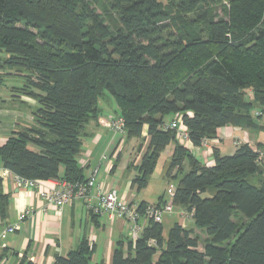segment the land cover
<instances>
[{
  "label": "trees",
  "instance_id": "trees-1",
  "mask_svg": "<svg viewBox=\"0 0 264 264\" xmlns=\"http://www.w3.org/2000/svg\"><path fill=\"white\" fill-rule=\"evenodd\" d=\"M165 1L0 0V86L17 75L23 84L12 96L33 102L25 103L33 123L9 134L0 165L31 180L83 181L82 140L107 92L127 138L142 139L147 127L132 188H146L174 143L164 175L176 181L172 206L207 237L200 251L193 229L174 223L164 238L161 223L148 221L137 238L116 243L110 264H264L263 145L231 155L213 148L206 167L161 129L180 115L194 146L226 126L264 133V0ZM91 256L81 241L53 264H93Z\"/></svg>",
  "mask_w": 264,
  "mask_h": 264
},
{
  "label": "crops",
  "instance_id": "crops-1",
  "mask_svg": "<svg viewBox=\"0 0 264 264\" xmlns=\"http://www.w3.org/2000/svg\"><path fill=\"white\" fill-rule=\"evenodd\" d=\"M6 100L0 103V146L4 144L9 134L18 125L22 126L23 121L24 123L29 122L25 112L10 105ZM98 105L101 112L97 121L86 127V135L82 140V152L78 157L85 178L97 167L98 172L103 168L109 174L114 175L116 169L119 168L121 157L122 139L103 127L99 122L101 119L117 116V113L112 114L104 110L103 104V106L100 103ZM172 120L173 118L169 121L165 120V123L169 124ZM258 124H262V121H258ZM146 132L147 127L144 126L142 139L148 143L149 139ZM263 134L262 131H250L226 126L218 130L215 138L204 140L200 146H194L191 142L180 144L198 162L206 167H212L214 165L213 148H216L221 155L233 154L236 147L241 144H248L256 150L257 144H262L264 147ZM174 148V143L169 144L160 155L157 164L165 152H167L166 159L170 161ZM103 155L107 156L106 160H102ZM112 156H115L114 159ZM140 160H136L131 168L137 171ZM126 168H128L127 164L124 166V170ZM166 170L160 168L157 174L169 180L164 176ZM183 170L184 172L187 171V164H184ZM2 171L3 168L0 165V233L7 227L16 224L17 217L22 212L26 210L32 212L30 216L19 223L17 230L8 234L5 239H0V264H19L23 259L32 264H53L56 256L65 257L69 252L77 249L81 241L86 242L88 247L92 249L91 262L93 264H110L111 254L116 243L119 241L126 243L133 238L130 225L123 220L111 219L107 215L93 217L85 211L83 203L78 200L58 210L54 206L46 204L44 200L38 197L37 193L18 186L11 174L2 176ZM59 173H63L62 167H60ZM134 177L126 182L123 189H116L102 178H97V180L103 184L105 189L116 190L121 200L130 203H141L143 201H136V199L143 193L141 191L137 192L131 186ZM60 182L59 180L41 181V189H57ZM171 187L172 191L175 192L176 184L170 185L168 188ZM166 194L169 195L167 192ZM161 198L165 203L169 200V196L165 199L164 195H161L157 200L158 203ZM2 204L4 205L3 208ZM175 218L174 215L165 213L161 221L162 228L163 221L169 223L173 220L172 225L178 223L183 228L193 229L194 235L199 238L198 249L201 251L207 239L206 235L200 229H197L193 223L189 225L187 222L185 223L182 217H178L177 220ZM190 220L193 222L191 218ZM167 232L165 233L162 230L164 238L167 236ZM201 241H203V245H201Z\"/></svg>",
  "mask_w": 264,
  "mask_h": 264
},
{
  "label": "built area",
  "instance_id": "built-area-1",
  "mask_svg": "<svg viewBox=\"0 0 264 264\" xmlns=\"http://www.w3.org/2000/svg\"><path fill=\"white\" fill-rule=\"evenodd\" d=\"M99 122L116 136L125 134L124 120L120 116L114 115L106 119H101ZM161 129L163 131H175L176 138L181 144L190 142L188 132L181 126V116L178 114L174 116L169 124L162 126ZM101 158L102 160H106L107 156L103 155ZM97 173L98 167L93 169L83 181L76 183L61 181L57 189L51 190L41 189V181L14 175L6 169H3L1 175L7 176L11 174L14 182L18 186L37 193L38 197L44 200L46 204L52 205L58 210L78 200L83 203L85 211L92 216L99 217L107 215L111 219L123 220L130 225V232L132 233L133 239L138 237L148 221L161 223L165 213L173 212L172 197L174 191H172V187L166 189V192L169 194V200L164 205L157 207L155 204L145 203L142 210H140L141 203H130L121 200L116 190L105 189L103 184L98 182ZM31 212L30 210H26L18 215L17 223L3 230L0 233V239H5L8 234L17 230L19 223L30 216ZM180 215H188L191 218V214L183 211L180 212ZM149 244L154 245V241H150Z\"/></svg>",
  "mask_w": 264,
  "mask_h": 264
},
{
  "label": "rangeland",
  "instance_id": "rangeland-1",
  "mask_svg": "<svg viewBox=\"0 0 264 264\" xmlns=\"http://www.w3.org/2000/svg\"><path fill=\"white\" fill-rule=\"evenodd\" d=\"M162 4H165V0H160ZM98 12L99 10V2H95L92 4ZM216 18H224V13L221 7H217L216 11ZM6 57V54L2 51H0V59H3ZM10 73H16V70H6ZM23 80L19 76H13V75H5V83L3 86H0V103L4 101L5 99H10L6 100L7 103H10V105L15 106V108L19 109L20 111L26 112L27 104L30 103L32 104V100H29L28 98L18 95V96H11L14 95L15 92L13 87H21ZM27 103V104H25ZM99 103L104 105V110L113 113L117 112V108L112 100V97L109 93L104 92V96L99 100ZM102 105V106H103ZM258 108L255 109L257 111ZM254 111V112H255ZM27 120L29 121L28 124L31 125L33 123L31 116L27 114L26 116ZM174 118L173 115L166 116L164 119L166 121H169L170 119ZM26 120V121H27ZM259 122L262 121V119L258 120ZM120 139H122V150H121V157H120V162H119V168L116 169L115 174L111 175L109 172L103 170V168L100 169L98 172V177L97 178H102L104 179L108 184H112L113 187L116 189H123L124 185L126 182L130 179H132L136 174L137 171L134 170L133 164L137 160L141 159L142 154L146 150L147 142L144 139H137V138H127L125 134L123 135H117ZM264 137V134H263ZM166 154L165 152L158 164L156 169L154 170L153 175L149 178L148 180V185L147 187L141 191L140 196L136 199V201H143L145 203H150V204H155L158 200V198L161 195H164V198L167 199L169 195L166 194V189L170 185H175L176 181H169L165 178H162L161 176H158V170L160 168H164V170L167 169L169 160L166 159ZM113 159L115 156H112ZM137 158V159H136ZM111 160V158H109ZM113 161V160H112ZM127 164L126 170H124V166ZM180 211L179 209L173 208V212L169 213L170 215H174L175 220L179 219L178 217H182L185 220V223L191 225L193 222L190 220V217L188 215H179ZM172 221H169V223L163 221V231L166 233L168 230V227L172 226ZM203 241H201V245Z\"/></svg>",
  "mask_w": 264,
  "mask_h": 264
}]
</instances>
